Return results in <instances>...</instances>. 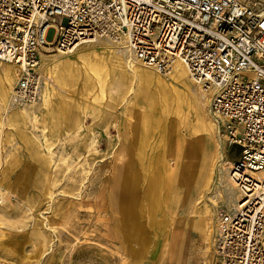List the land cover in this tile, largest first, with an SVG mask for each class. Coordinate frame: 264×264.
Listing matches in <instances>:
<instances>
[{
  "label": "rangeland",
  "instance_id": "obj_1",
  "mask_svg": "<svg viewBox=\"0 0 264 264\" xmlns=\"http://www.w3.org/2000/svg\"><path fill=\"white\" fill-rule=\"evenodd\" d=\"M260 2L264 5V0ZM103 42L107 41L89 45L100 49ZM84 45L88 44L80 47ZM57 53L44 49L40 66L46 56ZM110 57L105 56L113 72L105 77L103 84L92 79L91 88L86 89L87 84L79 77L67 86L65 82L64 89L49 82L55 87L53 100L57 105L66 103L71 117L57 136H52L50 148L46 145L47 130L41 114V95L46 81L41 69L44 81L40 100L35 105L17 106L28 108L24 119L11 115V110L5 111L0 103V181L3 180L0 183V264H176L169 258L165 234L181 231L185 232L184 243H187L186 259L181 260H186L185 264H213V242L209 240V245L207 238L198 235L197 225L205 217L211 231L216 212L231 211L235 207L238 191L230 190L228 168L237 161L239 151L229 148L215 133L217 157L214 160L208 157L202 168L206 187L201 199L194 201V196L193 201L175 207L172 205L175 186L170 194L162 188L161 198L158 197L157 169H162L166 183L177 166L184 172L183 176H188L193 167L199 169L195 166L201 161L192 154L198 141L190 129L194 114L191 112L188 120L174 115V111L164 115L154 110L152 106L158 101V93L152 88H145L147 95H139L138 99L134 93L123 96L127 89L123 78L126 75L112 64ZM74 60L81 65L80 60ZM6 68L0 62V76ZM144 87L148 86L144 84ZM109 95L121 101L118 106L122 104L114 105L113 109L107 107ZM140 112L145 116L153 114L155 117L147 124L153 122L154 126L148 132L142 154L145 167L134 165L131 184L122 200L120 188L128 160L127 149L130 140L136 142L132 125ZM207 116L212 121L208 111ZM109 118L112 122L104 134L102 124ZM160 149L170 155L166 167L158 161ZM10 188L15 190L14 194ZM155 195L160 199L156 208L151 204ZM119 209H124L125 216L119 215ZM123 218L130 234L135 227L144 229L145 242L126 239L127 231L117 223ZM162 221L171 224L163 227Z\"/></svg>",
  "mask_w": 264,
  "mask_h": 264
},
{
  "label": "built area",
  "instance_id": "obj_2",
  "mask_svg": "<svg viewBox=\"0 0 264 264\" xmlns=\"http://www.w3.org/2000/svg\"><path fill=\"white\" fill-rule=\"evenodd\" d=\"M107 40L166 74L185 66L208 93L216 135L239 157L238 191L216 212L213 264H264V5L256 0H0V62L19 105L40 100L41 52ZM88 41V42H87ZM87 42V43H86ZM81 44V45H80Z\"/></svg>",
  "mask_w": 264,
  "mask_h": 264
},
{
  "label": "bare ground",
  "instance_id": "obj_3",
  "mask_svg": "<svg viewBox=\"0 0 264 264\" xmlns=\"http://www.w3.org/2000/svg\"><path fill=\"white\" fill-rule=\"evenodd\" d=\"M256 1H260V0H256ZM105 41H107V40H105ZM91 43H93V42H91ZM91 43H88V45H84L82 47L79 46L80 50H78L77 48H79V47H77L76 49L78 51L75 52V50H76L75 49L73 51L74 53L71 52V54H61V53H57L55 55H49L48 54L49 56H46L47 57L46 60L43 61L41 66H40L41 71L46 76V78H45L46 81H48V82H46V81L44 82V89L42 90L41 102H40L42 107H43V109L41 110V114H43V118H42L43 119V127L47 130V135H46L47 148H50L53 144L52 136L55 134H58V132L61 131L60 128L62 127V125L68 123L66 121H70L69 119L71 118L69 115V108H67L66 103L61 102L62 104L59 103V105H57L55 103V101L53 100V98L55 96L53 89L55 87L50 85L49 82L55 83L56 85H59L61 88H64L63 85L65 82L67 83L66 84V86H67L72 81H76L80 77L87 84V86H85L86 89H87V87L91 88V85L89 83L91 82L92 79H94V82H99V85H100V83L103 84L105 77L107 75H109V73L113 72V70L111 69L109 63L106 61V58H105V56H107V55L111 56L110 58H112V61H113L112 64H114L118 68H121L122 72H124V75L127 76V77L126 76L123 77L127 83V89H125L126 91L123 94V96H127L129 93H134L135 96L137 95L135 97V99L136 98L138 99L139 95H140V97L143 95H145V96L147 95L148 89L146 90L145 88H152L151 90L158 93V95H157L158 101H156L157 103L154 106H152L154 110L159 111L160 113H162L164 115H167V114L171 113L172 111H174V115H177L179 117L183 116L184 119L188 118V115L191 112H193L194 122L190 125V129L193 132V135L197 136L198 141L192 150V154L194 155V157H197L199 159V161H201L195 166V167H198L199 169L193 167L190 171H188V176H183L184 172L179 171L178 166H177L176 168L173 169V173L169 174L168 183L165 182V179H164L165 176L161 175L162 169H157L159 179L157 181L158 190L156 191V195L158 197H160L162 188L167 189L166 190L168 192L167 194H170L169 191H171L173 189V187L175 186L176 192L174 191L175 192L174 193L175 195L173 198L174 202L172 203V205H174L175 207H177L178 205L179 206L183 205L184 202H186V201L187 202H189L190 200L193 201L194 196L196 197L194 201L200 200L201 196H202V191L206 187V182L204 183L205 174L202 171V168H203L205 162L207 161L208 157L212 158L213 160H214V158L216 159L217 148H218L217 143H216L217 146L214 145V142H215V135L214 134L216 133V125H215L214 120L212 119V117L209 114V110L206 109L208 106V100H209L208 93L203 91L201 89V87H199L191 79V77H190L189 73L187 72L185 66L179 62L174 64V66L170 70V72H168L166 74H161V73L155 71L154 69H152L150 67L143 66L140 63H138L124 46H121L118 44H113V43L107 41V42H103V45L100 46V49H96V48H94L95 47L94 45H89ZM82 44H85V42ZM47 45L48 46L46 47V50L50 51L51 50L50 44L48 43ZM97 46H98V44H97ZM74 59L80 60L81 65L79 66ZM4 64L6 65L7 68L4 70L2 69V75L0 76V100H1L0 103L3 105V108L5 111L8 112V110H11V112H10L11 115L15 114L16 118L24 119L25 114H27L29 111L28 108H20L17 106L22 107V106H28V105H19L13 96V88H14L16 81H17L18 68L14 64H9V63H4ZM2 68H4V67H2ZM113 74H111V75H113ZM119 75H117V76H119ZM15 76H16V78H15ZM128 78H130V80H128ZM14 79H15V82H14ZM107 80H108V78H107ZM136 83L138 84L137 89L135 88ZM75 84H76V82H75ZM133 84H135L134 87H133ZM144 84L147 85L148 87H144ZM97 85H96V87H97ZM122 98L124 99V97H122ZM107 100H108V102H107L106 106L110 107L112 109L114 108V105L117 104V106H118V103L121 102V101H118L117 98H114L113 95L112 96L109 95ZM31 105H33V104H31ZM34 105H35V103H34ZM79 106H81V105H79ZM30 108H31V106H30ZM183 109H187V112H185ZM207 111H208V115H209L210 119L213 122L209 120V118L207 116ZM143 113H141V112L138 113L139 116L135 118L134 124L132 125V130H133L136 142H134L135 140L134 141L130 140L129 141L130 145H129V148L127 149L128 160L125 164L126 171H124L123 183L121 184V188H120L121 193H122L121 194L122 200L125 199V197L123 195L125 193L127 194V191L129 188L128 185H129L130 181L132 180L130 178V176H131L132 171L134 169V165L138 164V165H140V167L142 169H144V167H145V164H144L143 159H142V154H143L145 146H146L145 143H146V138L148 137V132H149V130L150 131L153 130V126H154L153 122L147 124V121L149 122V119L152 121V119L155 116L153 114L151 116H145ZM155 115H156V113H155ZM76 116H77V114H76ZM188 120H189V118H188ZM111 122H112V120H111V118H109L106 122H104L102 124V126H103L102 130H103L104 134H107L108 125L111 124ZM184 122H186V121H184ZM22 135H24V134H22ZM55 136H57V135H55ZM20 138L22 140V136H20ZM213 145H214L215 149H212ZM166 151H165V149H160V156L158 157V161L165 167L168 164V157H170V155L169 156L166 155ZM219 154H221V153H219ZM202 162H204V163H202ZM227 166H228V164H227ZM230 167H231V164H229V168ZM46 168H48V167H46ZM229 168H228V170H229ZM171 176L173 178H171ZM2 181H0V183ZM229 182H230L229 184L232 188L230 190L235 191L236 190L235 185L230 181V178H229ZM199 186L202 188H201L200 192L198 193L197 190L199 189ZM10 191L12 194L15 193L14 189L10 188ZM129 194L130 193H128V195ZM167 194H166V196H167ZM157 196L154 197L152 202H151V204L153 206H155V208L157 206V202L160 200ZM112 198H115V196H113ZM168 198H169V195H168ZM234 198H235V200H237L238 194H235ZM164 199H165V197H164ZM134 201H135V199H134ZM235 205H236V203H235ZM133 206H134V204H133ZM203 212H204V210H203ZM119 213H120L119 214L120 216L121 215L125 216L124 209H119ZM206 213H205V216H206ZM211 216H212V214H211ZM214 218L216 219V214H215V217L213 216V219H212L214 225L212 226L213 228L210 231L211 234L210 235L207 234L209 236V240H212V242H213L214 233H215L214 232L215 231V220H214ZM207 220L204 217L201 219L200 222H198L197 226L200 227V231H202L203 228H205V227L209 228L208 227L209 223ZM117 223H118L120 228L124 229L123 231H125V230L127 231L126 239L138 240L140 242V244L142 242L146 241V239L144 238V235H143V232H144L143 228L139 229L138 227H135V229H133L132 233L130 234L129 227L125 223L124 218L121 219L120 222H117ZM128 224H130V223H128ZM170 224L171 223H169L167 221L161 222V225H163V227H169ZM150 225L153 226V222L150 223ZM211 225H212V221H211ZM165 235H166L165 236V239H166L165 245H167V242H169L171 234L169 232H167Z\"/></svg>",
  "mask_w": 264,
  "mask_h": 264
},
{
  "label": "crops",
  "instance_id": "obj_4",
  "mask_svg": "<svg viewBox=\"0 0 264 264\" xmlns=\"http://www.w3.org/2000/svg\"><path fill=\"white\" fill-rule=\"evenodd\" d=\"M43 58V57H42ZM16 78V76H15ZM14 82H15V79H14ZM209 227V226H208ZM198 232V235L202 238V239H205L207 238V243L209 245L210 242H209V236L207 234H211L210 233V228H203L202 231L200 230H197ZM205 232V233H204ZM206 234V235H205ZM176 238V239H175ZM184 238H185V232L181 231V232H176L175 234H172L170 236V239H169V243L168 245L170 246V250H169V246H168V249L167 251H169L170 255H169V258L172 259V261H174L173 263L176 262V264H185L186 263V260H181V259H186V255H185V252H186V244L187 243H184ZM182 240V241H181ZM184 244V247H183V244ZM175 243V244H174ZM175 246V247H174ZM178 246V247H177ZM211 251V250H210ZM213 253V252H212Z\"/></svg>",
  "mask_w": 264,
  "mask_h": 264
}]
</instances>
